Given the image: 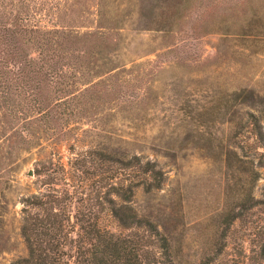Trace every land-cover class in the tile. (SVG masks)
Returning a JSON list of instances; mask_svg holds the SVG:
<instances>
[{
  "label": "trees",
  "instance_id": "trees-1",
  "mask_svg": "<svg viewBox=\"0 0 264 264\" xmlns=\"http://www.w3.org/2000/svg\"><path fill=\"white\" fill-rule=\"evenodd\" d=\"M143 1L140 19L146 15ZM191 1L203 3H153L147 20L135 22L131 0H97L92 21L82 0H0V137L13 121L20 122L16 132L25 140V128L69 103L75 110L70 113H80L117 99L110 72L124 64L112 61L127 30L181 31ZM207 1L214 26L202 17L204 30L248 41L264 37V0ZM226 99L232 142L222 151L223 208L197 261L185 258L171 235L132 205L135 187L162 186L166 177L159 162L95 144L69 167L43 162L37 168L46 173L49 190L24 197L21 234L28 251L11 264H229L221 253L236 220L249 237L242 253L264 264V183L258 196L254 192L264 166V90L241 87Z\"/></svg>",
  "mask_w": 264,
  "mask_h": 264
},
{
  "label": "rangeland",
  "instance_id": "rangeland-1",
  "mask_svg": "<svg viewBox=\"0 0 264 264\" xmlns=\"http://www.w3.org/2000/svg\"><path fill=\"white\" fill-rule=\"evenodd\" d=\"M82 1L87 20L92 21L97 0ZM140 2L131 0L135 22L147 20L153 3L165 5L169 0H144L146 15L142 19ZM198 3H189L192 11L181 31L127 30L112 61L124 64L110 72L115 75L112 84L117 88V99L80 113H70L74 107L69 103L65 110L64 106L61 112L57 109L55 116L48 115L39 125L35 122L25 128V140L16 132L20 122L3 127L0 264H11L27 254L21 234L27 207L24 197L49 190L46 173L37 168L43 162L52 167L61 162L69 167L95 144L159 162L166 177L162 186L150 191L135 187L132 205L169 233L185 258L198 260L223 208L222 151L232 142L226 121L228 92L241 87L264 90V37L248 41L216 29L204 30L202 17L214 26L212 4L203 0L200 7ZM196 6L201 14L193 9ZM259 170L254 191L257 196L264 183V166ZM257 216L258 211L253 210L251 218ZM104 222L114 225L108 218ZM231 230L221 253L223 260L257 264L241 251L248 246L245 225L236 220Z\"/></svg>",
  "mask_w": 264,
  "mask_h": 264
},
{
  "label": "water",
  "instance_id": "water-1",
  "mask_svg": "<svg viewBox=\"0 0 264 264\" xmlns=\"http://www.w3.org/2000/svg\"><path fill=\"white\" fill-rule=\"evenodd\" d=\"M29 174H32L31 170L29 171Z\"/></svg>",
  "mask_w": 264,
  "mask_h": 264
}]
</instances>
